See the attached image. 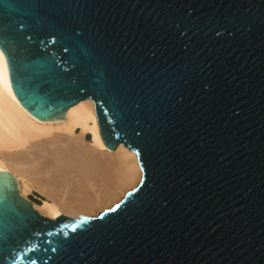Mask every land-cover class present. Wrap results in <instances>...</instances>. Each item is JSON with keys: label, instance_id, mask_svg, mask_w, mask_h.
<instances>
[{"label": "water", "instance_id": "95a60500", "mask_svg": "<svg viewBox=\"0 0 264 264\" xmlns=\"http://www.w3.org/2000/svg\"><path fill=\"white\" fill-rule=\"evenodd\" d=\"M19 104L94 103L138 185L54 219L0 172V264H264V0H0Z\"/></svg>", "mask_w": 264, "mask_h": 264}, {"label": "bare ground", "instance_id": "6f19581e", "mask_svg": "<svg viewBox=\"0 0 264 264\" xmlns=\"http://www.w3.org/2000/svg\"><path fill=\"white\" fill-rule=\"evenodd\" d=\"M0 172L16 180L22 197L39 194L38 211L51 219L60 214L96 216L141 180L134 152L122 145L113 151L105 147L91 100L79 102L64 120L54 122L40 121L22 108L1 50Z\"/></svg>", "mask_w": 264, "mask_h": 264}, {"label": "rangeland", "instance_id": "374dc122", "mask_svg": "<svg viewBox=\"0 0 264 264\" xmlns=\"http://www.w3.org/2000/svg\"><path fill=\"white\" fill-rule=\"evenodd\" d=\"M86 140H90V137H89V135H87V137H86ZM16 181V180H15ZM17 189H18V186H17ZM23 198H25L26 200H28L29 202H31L32 203V205H33V207L35 208V210L36 211H38V207L41 205V203H42V200H43V198L39 195V194H37V193H35V192H32V193H29V194H26V195H24V197ZM116 204V203H115ZM39 212V211H38ZM102 212V211H101ZM40 213V212H39ZM100 213V212H99ZM41 214V213H40ZM42 215V214H41ZM98 215V214H97ZM96 215V216H97ZM94 217V216H93Z\"/></svg>", "mask_w": 264, "mask_h": 264}]
</instances>
